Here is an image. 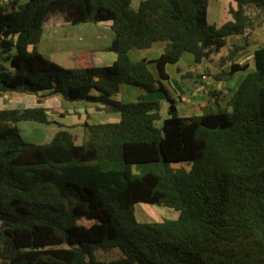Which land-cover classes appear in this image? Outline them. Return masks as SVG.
<instances>
[{
    "label": "trees",
    "instance_id": "16d2710c",
    "mask_svg": "<svg viewBox=\"0 0 264 264\" xmlns=\"http://www.w3.org/2000/svg\"><path fill=\"white\" fill-rule=\"evenodd\" d=\"M230 1L231 18L220 26L208 22L209 0H141L136 9L132 0L0 4V94L33 95L37 104L59 95L119 116L83 123L78 143L42 106L0 109V264H264V42L223 106L181 116L169 96L158 127L159 101L112 98L124 83L165 91L167 64L184 53L195 64L209 61L229 37H243L230 55L246 52V37L264 29V0ZM55 17L110 22L105 50L115 60L95 66L84 50L66 68L43 56L37 45ZM160 42L164 50L153 60L129 55ZM245 69L234 63L231 72ZM22 121L59 130L48 143L29 142ZM170 163L190 169L176 172ZM138 203L177 217L140 222Z\"/></svg>",
    "mask_w": 264,
    "mask_h": 264
},
{
    "label": "crops",
    "instance_id": "0c3cea01",
    "mask_svg": "<svg viewBox=\"0 0 264 264\" xmlns=\"http://www.w3.org/2000/svg\"><path fill=\"white\" fill-rule=\"evenodd\" d=\"M140 1L132 0L131 7L136 9ZM225 2L226 6L223 8L225 11L230 5L235 6V3L230 0H225ZM215 5L217 4L215 3L210 6L209 0L207 19L209 23L220 26L226 21V17H223V19L218 18L222 10L220 11L219 7ZM56 19L51 20L52 23ZM62 22L51 24V26L48 21L44 24L42 38L37 45V50L43 56L66 68L73 67L75 59L84 50L89 51L91 62L95 66L109 65L115 60L116 54L112 51L105 50V47L110 45L113 38L110 22L78 24L77 31L72 33L62 31L63 24L67 23L64 20ZM56 27L59 29H56ZM256 31L261 33L263 32V28H257ZM232 38L234 41L233 45L243 44L242 36H232ZM59 44L62 45V48L56 49L55 47H58ZM164 46V42L154 43L148 49L131 50L129 55L133 60H153L163 52ZM226 47L231 49L229 45ZM54 48L56 51H53ZM255 48L250 49L246 47V52L233 55L228 54L229 56L224 53L223 57L220 53L216 54V56L212 55L211 60L198 64L201 66L199 70L196 67L192 55L184 53L177 63L167 64L165 66L168 74V80L162 81L165 91L146 92L124 83L112 98L123 102H133L140 99L157 100L160 103L162 119L167 116L169 96L175 101L177 113L181 116L200 114L203 107H213L214 103L223 106L237 90L246 72L254 69L253 51ZM219 56L222 57L220 60L216 58ZM234 63L246 66V69L231 72L232 64ZM150 68L155 72L153 64H151ZM203 74L207 75V79H201ZM35 106H42L48 109L52 120L63 124L65 127H70L69 130L74 134L73 129H83L82 124L85 122L89 124L102 123L116 121L119 118L117 113L99 110L97 107H100V105L95 102H70L59 95H55L45 98L40 104H37L35 96L33 95L14 91L0 94V109H23ZM79 109H82L84 114ZM70 117L77 119V121H71L70 119L72 118ZM34 124L36 126H33L32 129L39 132L40 136L38 141H33L35 143H48L59 130L56 124H37V122ZM29 138L31 137L29 136Z\"/></svg>",
    "mask_w": 264,
    "mask_h": 264
},
{
    "label": "rangeland",
    "instance_id": "374dc122",
    "mask_svg": "<svg viewBox=\"0 0 264 264\" xmlns=\"http://www.w3.org/2000/svg\"><path fill=\"white\" fill-rule=\"evenodd\" d=\"M215 3L217 4L215 6L219 7L220 11L222 10L219 13L218 18L223 19V17H226L225 20H229L231 17L228 13V8L226 9V11L223 9L226 6L225 0H210V6H212ZM214 14H215V12H214ZM54 19H56V20L52 23L51 20H54ZM62 20L63 19L60 17H55V18L50 19L48 22L50 23V26H51V24H58V22L63 23ZM79 26H78V28H79ZM56 29H59V28L56 27ZM62 31L66 32V33L75 32V31H77V25L73 26L72 24L64 23L62 26ZM246 38H247V42H248L247 46H246L247 48L249 47L251 49V48L257 47L264 42V29H263V32H261V33H259L258 31H256V32L254 31L253 33L249 34L248 37H246ZM240 40L242 41V39H240ZM233 42L234 41H233L232 37H229L227 39V43L229 46H231V48H233L232 47ZM55 48L60 49V48H62V45L59 44V46L55 47ZM55 48L53 49V51H56ZM219 53L222 57L224 56V53H226V55L228 56V54L230 53V49H228L227 47H224L217 54H219ZM214 56H216V54H214ZM222 57L219 56L216 58L218 60H220ZM196 67L198 70L201 69V66L198 64H196ZM79 110L81 111L82 114H84V112H82V109H79ZM160 114H162L161 111H160ZM161 117H162V115H161ZM161 117L159 120H157L155 122L156 126H158V127H160L162 125V118ZM70 118H72V117H70ZM77 118H79V117H77ZM87 118H88V116H87ZM70 120L74 121V122L77 121V119H73V118ZM34 123L35 122H30V121H22V122L18 123V129H19L21 136L25 140L30 141V142L38 141L40 139L39 138L40 137L39 132L32 129L33 126H36V124H34ZM37 124H39V123H37ZM73 131L77 135V141L80 142L82 137H83V133H84L83 129L74 128ZM27 135H29L31 138H29V136H27ZM169 167L176 172H185V171H188L190 169V164L189 163H170ZM134 214H135L136 219L140 222L161 221L162 219H165V218H176L177 217V212L168 208V207L150 205V204H146V203L136 204L134 206ZM112 257H114L112 252L111 253L99 252V258L100 259L106 260V259H110Z\"/></svg>",
    "mask_w": 264,
    "mask_h": 264
},
{
    "label": "built area",
    "instance_id": "2783aa9c",
    "mask_svg": "<svg viewBox=\"0 0 264 264\" xmlns=\"http://www.w3.org/2000/svg\"><path fill=\"white\" fill-rule=\"evenodd\" d=\"M8 2L9 0H0V4H6ZM202 79H207V76L206 75L202 76Z\"/></svg>",
    "mask_w": 264,
    "mask_h": 264
}]
</instances>
